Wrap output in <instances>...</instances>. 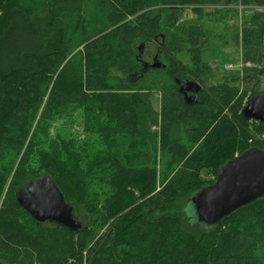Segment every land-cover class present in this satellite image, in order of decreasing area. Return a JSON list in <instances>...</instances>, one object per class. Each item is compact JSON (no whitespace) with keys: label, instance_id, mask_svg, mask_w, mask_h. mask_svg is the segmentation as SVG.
<instances>
[{"label":"trees","instance_id":"16d2710c","mask_svg":"<svg viewBox=\"0 0 264 264\" xmlns=\"http://www.w3.org/2000/svg\"><path fill=\"white\" fill-rule=\"evenodd\" d=\"M221 1L103 0L112 27L84 39L73 69L57 11L86 0H53L46 21L0 0V264H264V196L207 228L193 213L192 196L215 182L204 171L264 151L263 123L242 113L264 93V0H239L250 12L236 28L243 71L211 83L204 52L215 32L179 22L185 7L200 14L196 3ZM221 11L207 15L239 12ZM153 54L164 67L149 64ZM177 80L202 85L192 102ZM43 176L81 229L39 222L18 203Z\"/></svg>","mask_w":264,"mask_h":264},{"label":"water","instance_id":"95a60500","mask_svg":"<svg viewBox=\"0 0 264 264\" xmlns=\"http://www.w3.org/2000/svg\"><path fill=\"white\" fill-rule=\"evenodd\" d=\"M149 64L158 68L165 66L157 57ZM177 83L179 92L189 103L196 98L202 88L195 80H177ZM242 113L245 118L262 122L264 125V93L251 97ZM263 196L264 151L251 148L223 165L215 182L195 193L191 199L198 215L197 217L194 214L196 222L209 227ZM16 199L39 222L59 223L72 230L83 227L74 207L66 201L50 176L29 181L25 187L17 191Z\"/></svg>","mask_w":264,"mask_h":264},{"label":"rangeland","instance_id":"374dc122","mask_svg":"<svg viewBox=\"0 0 264 264\" xmlns=\"http://www.w3.org/2000/svg\"><path fill=\"white\" fill-rule=\"evenodd\" d=\"M13 4H17V6L23 10H25L31 20H45L50 18L51 8L53 7V0H11ZM142 1V0H139ZM239 0H222L219 3H196L194 6H198L201 8L202 12L196 13L192 7H185L179 22L188 24H201L203 26L209 27L212 29L215 34H212L210 38V43L205 49L204 58L207 62L210 63L212 67V73L210 74L209 79L206 81L211 83L213 80L220 78L223 75L232 74H241L242 69L239 67L241 64L242 54H241V43L236 35V28L240 27L250 14V12L243 11L241 6L238 8ZM238 9L237 12L230 11L227 17L222 19H218L217 21H213L207 15L208 13L215 12L217 10H222L221 12L215 13V15H223L225 13V9ZM241 8V9H240ZM107 11L106 5L103 3V0H86L82 9L73 10V9H62L57 11L58 19L61 21V25H63L66 34V43H67V53L68 57L65 60V64L67 61L72 62L68 63L71 68L78 69L76 65L81 63L82 58L84 56L83 49L84 39L92 38L95 34L102 30L103 27L109 28L112 27L111 21L109 20L108 15L105 13ZM215 15H211V17H215ZM58 20V21H59ZM112 29V28H110ZM109 30L104 32H100V34L107 33ZM241 41V40H240ZM155 45L153 50H155ZM82 54V55H81ZM157 57V54H153L148 58L149 62L152 63ZM62 64L65 65V64ZM232 64L234 67L232 69H226V65ZM82 71H84V65L81 64L79 67ZM154 75L149 74L145 79V84L149 85L153 84ZM166 81L162 82L161 85L164 86ZM179 88V86H178ZM260 90L264 89V77L259 86ZM245 90V89H244ZM159 93V92H158ZM191 95V94H190ZM242 95L245 97L248 96V93L242 92ZM152 105L154 109L160 110V97L154 96L152 98ZM78 130H81L79 126H76ZM208 171H204L202 173L204 179L211 180L215 179L217 174L207 175ZM197 217L198 215L193 212ZM80 214V213H79ZM82 215L80 214V218ZM86 222L84 217H82ZM207 228L206 226H202ZM108 228V224L102 227L99 232L96 233L91 244L96 241Z\"/></svg>","mask_w":264,"mask_h":264},{"label":"built area","instance_id":"2783aa9c","mask_svg":"<svg viewBox=\"0 0 264 264\" xmlns=\"http://www.w3.org/2000/svg\"><path fill=\"white\" fill-rule=\"evenodd\" d=\"M241 8H242V6H241ZM233 67H234V66H233L232 64H230V65H226V69H232ZM239 67H240L241 69H243L242 63L239 64ZM262 137L264 138V134L262 135Z\"/></svg>","mask_w":264,"mask_h":264},{"label":"flooded vegetation","instance_id":"af4514ba","mask_svg":"<svg viewBox=\"0 0 264 264\" xmlns=\"http://www.w3.org/2000/svg\"><path fill=\"white\" fill-rule=\"evenodd\" d=\"M189 94H191V92H189Z\"/></svg>","mask_w":264,"mask_h":264}]
</instances>
